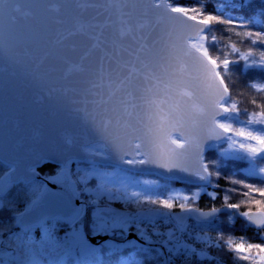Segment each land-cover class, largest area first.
<instances>
[{"label":"snow or ice","instance_id":"1","mask_svg":"<svg viewBox=\"0 0 264 264\" xmlns=\"http://www.w3.org/2000/svg\"><path fill=\"white\" fill-rule=\"evenodd\" d=\"M80 7L103 8L111 15V9L115 8L121 16H132L137 11L147 14L149 8L163 9V13L158 17L163 19L167 16L168 25L167 35L171 36L174 32H187L184 36L182 46V56L191 59L197 72L204 78L210 80L214 85L213 99L211 100V112L209 114V126L203 138L186 137L185 140H176L172 137L171 131L165 133L169 145L184 147L185 141L195 149L196 165L185 166L179 163V159L184 153H178L177 149L158 142L155 138L144 142V151H139L141 144H132L134 139L132 132L137 129L130 122L133 112L147 105L149 108L156 109V115L160 120H165L171 115H159L164 112L162 105L166 100L159 96V93L167 95V90L171 87V82H166L165 77L169 75L166 61L170 60L176 44L170 45V51L166 56L164 47H157L159 39H154L151 45L145 43L148 36L134 34L133 27L127 21H122L119 35L123 38L131 36L132 44L124 45L118 39L104 36V29L109 21L103 23H78L75 30L64 28L57 29L54 38L49 39L51 29L43 25L39 32L29 31L27 35L20 34L21 22L18 17L12 15L13 11H19V5L13 7L12 0H0V57L7 56L9 51L16 45L23 46V52L19 55L17 63H22L27 68V74L33 80L41 83L55 84L64 77H53L56 71L54 64L59 61L67 62L69 54L79 49L80 64L73 65L80 73L79 79L69 81L66 86L48 88L49 96L59 93L58 98L63 99L70 106L69 114L80 116L85 126L89 127L93 135H98L100 140L105 143L102 148L111 147L116 153V160L113 162L112 156L105 151L97 152L90 147V139H85V143L80 145L79 151L87 159V167H78L75 172L70 170V165L76 159V155H66L57 160L56 165L50 161L46 167L52 169L55 175L46 174V178L51 180L54 185H60L61 191H52L43 180H36V173L31 165L26 171H22L18 163L10 161L9 170L0 175V236L4 233H12V228L19 226L20 232L14 233L16 254L9 257L6 252H0V264H65V257L75 256L76 264H104L102 256L108 252H115L122 244H117V236L123 238L127 244H136L140 253H143L147 260L149 252H155L159 256L160 250L148 249L139 245V240L145 243H156L152 240V235L164 233L153 226L151 235L147 227H136V221L141 224L151 221L155 217L167 218L173 222L175 227L167 230V240H161V246L168 247L169 264H188L193 256H204L203 252L197 253L195 248L180 242L175 232L185 233L189 225L187 223L188 214L198 213L196 220L199 223H211L210 217L220 211V208L211 207L209 211H203L194 207L191 203H179L177 205L176 196L169 194L167 198L153 196L145 192H131L124 197L125 202L136 203L138 211L136 213L120 212L112 207V201L117 199L115 192L124 191L133 184H151V181L133 180L132 173L138 166L159 165L165 168H179L181 171L189 173L198 180L211 182L210 178L215 175L220 177L221 173L210 170L211 165L218 163L217 160L203 162L205 157L202 155L203 143L205 140L225 141L229 147L234 149L233 156L239 159H246L250 163L249 174L264 176V167L257 169L255 162L264 160V103H260L259 112L253 111L247 120H241L239 113L241 109L236 102H232L228 83L225 82V75L231 76L233 73L230 65L240 63V59L249 61L254 49L250 47L247 52L241 53L236 43L219 47L218 37L213 33L212 25L223 24L232 26L224 29L237 36L251 38L253 45H264V31L248 30L250 26H264V8H261L259 17L256 14L237 21L234 18H227L216 13H206V0H196L195 4L186 5L178 3V0H169L164 4L160 0L159 4H153L152 0H78ZM226 5L222 4L221 10ZM39 7V5H37ZM58 10V5H53ZM131 8L132 12L127 14L121 10ZM172 13L179 14L177 16ZM102 15V13H98ZM95 19V18H94ZM188 21L195 22L189 24ZM56 23H63L56 21ZM245 29L237 31V29ZM194 33V35L192 34ZM209 35L211 41L209 45ZM79 36L81 39L77 40ZM231 40V37H229ZM89 42H91L89 44ZM165 47H168L167 45ZM210 47L217 49V54L213 55ZM230 48L231 52L224 51ZM239 54L238 59H229V55ZM260 59H252L244 67L258 66L264 69V51H259ZM91 58V59H90ZM87 62V67H84ZM163 85V88L160 87ZM211 86V85H210ZM258 89H264V83L252 85ZM155 90V91H154ZM187 94V93H185ZM133 101H139L134 103ZM257 104L256 99L251 101ZM203 109L201 112L203 113ZM247 113V110H244ZM101 119H97V117ZM149 114V120H151ZM137 123H142L140 113H136ZM114 123L115 127L131 132H125L129 137L128 144L133 147L135 155L124 151L123 139L120 135L109 131V125ZM239 124L240 127L235 125ZM152 129H148L151 133ZM147 135V134H146ZM184 133L181 132V136ZM242 138V139H237ZM68 143H72L68 140ZM214 145H210L213 147ZM227 150H223L222 155H228ZM125 156L130 158L125 159ZM136 157H142L137 159ZM121 165H129L123 168ZM95 178L97 181L94 188L89 187V181ZM23 182L27 186L23 203V211H17L22 199L21 189H17L16 195L12 196L10 188L14 184ZM236 184H244L242 180L233 181ZM248 189L241 193L243 197L237 203L222 204L221 207L229 209H239L242 204L249 205L248 211L240 213L247 218L251 224L259 229L264 226V199L252 198L253 193H258L264 197V187H257L253 184H246ZM236 192L235 188L231 189ZM199 191L193 192L192 197L199 196ZM87 195V199L84 196ZM215 198L216 193L211 194ZM188 201V196L182 197ZM230 199L227 193L222 197L223 201ZM155 205L156 207H146ZM251 205H255L259 215L251 214ZM179 207L186 215H180L172 211ZM168 210V211H165ZM5 214L8 220L5 221ZM135 228V239H128L133 235L132 229ZM42 230L43 236L40 239L35 237L34 230ZM63 232L62 235L58 234ZM107 236V239L102 237ZM220 239H224V233L219 234ZM264 239V234L261 235ZM197 240H207V236L197 235ZM239 242L234 243L232 236L227 237L228 250L234 252L235 261H250L251 264H264V243H251L246 237L237 238ZM95 242V243H93ZM177 255L173 256V253ZM113 264H139V262L128 257L121 259L117 256Z\"/></svg>","mask_w":264,"mask_h":264},{"label":"water","instance_id":"2","mask_svg":"<svg viewBox=\"0 0 264 264\" xmlns=\"http://www.w3.org/2000/svg\"><path fill=\"white\" fill-rule=\"evenodd\" d=\"M80 2L83 3L84 0H80ZM88 2H92V0H88ZM163 2L167 4L169 1L163 0ZM152 3L159 4L160 0H152ZM12 5L13 7L19 5V11H13L11 14L20 20V34L22 36L27 35L29 31L39 32L43 25H47L51 29V35L48 37L51 39L54 38L57 29L69 28L75 30L78 23H103L108 20L109 23L104 29L102 40L106 37H113L124 45L132 44L131 36L126 35L121 38L119 35L120 28L123 26L122 21H127L128 25L133 27L134 34L148 36L145 43L151 45L154 39H159L160 43L157 47H164L166 56L170 51V45L175 43L177 47L173 51L170 60L166 61L169 75L165 77V81H170L171 87L167 90L166 96L163 92L159 93V96L166 100V103L162 105L164 112L159 115H166L169 112H171V115L162 121L156 115L154 107L149 108L145 105L143 110L130 109L133 112L130 122L137 129L131 135L141 137V139H134L132 144H141L139 151L142 152L145 150L143 141L155 138L165 145V150L167 146H171L176 148L178 153H184V156L177 162L185 166L196 165L195 149L186 141L183 148L169 145L165 133L175 127L178 130L171 131L174 139L203 138L210 123L209 114L215 85L197 72L190 58L182 56L184 36L188 33L177 31L172 33L171 36L167 35L170 23L167 16L158 20V17L163 13L162 8H149L146 15L142 11H137L129 17L128 15L121 16L115 8L110 10L111 15L105 12L103 8H82L79 6L78 0H12ZM53 5H58V10ZM121 11L125 14L132 12L131 8H123ZM98 13H102V15H98ZM171 15L177 16L179 14L172 13ZM56 21H62L63 23L58 24ZM188 23L194 24L195 22L188 21ZM192 34L194 35V33ZM76 39L80 40L81 38L77 36ZM166 45L168 47H165ZM22 52L23 46L16 45L9 51L7 56L0 57V161L7 165L10 161H15L22 171H26L28 166L31 165L35 170L36 179L43 180L52 191H61V186L54 185L51 180L38 171V168L50 161L56 164L57 160L66 155H76V159L73 161H87L84 154L79 151L80 145L85 143L86 138L92 141L89 146L105 143L100 140L98 135H93L89 127L85 126L81 118L82 114L80 116H70V106L63 99L58 98L60 94L56 93L50 97L47 90L50 87H60L62 84L66 86H86L68 84L69 81H76L80 77V73L75 70L73 65L80 64L79 57L82 55V50L78 48L76 52L69 54L67 62L59 61L54 64L56 69L52 73L54 78L64 77L67 74L66 80L62 79L55 84L33 80L27 74L28 70L25 65L17 63L18 54ZM84 67H87V62H85ZM160 87L163 88V85H160ZM133 102L139 103V101ZM201 109L204 110L203 113ZM137 112L140 113L142 123H137ZM149 114H151V120H149ZM97 119H101V117L98 116ZM114 123L113 121V124L109 125V131L120 135L123 139L124 151L135 155L133 147L128 144L129 137L125 135V132H131V130L115 127ZM149 128L152 129L151 133H148ZM181 132L184 133L183 136H181ZM68 140H71L72 143H68ZM221 142L223 141L205 140L202 155L205 156L210 145ZM103 149L108 155L112 156L113 162H115L117 153L111 147ZM128 158L130 157L125 156V159ZM136 158L139 159L140 157ZM121 167L129 168L131 166L121 165ZM134 172L157 174L168 180L192 185L208 183L207 181L198 180L179 168L169 170V168L159 165L138 166ZM217 208H220V211L209 218L211 223L219 218L221 214L237 210L227 207ZM199 209L203 211L210 210ZM175 212L186 215L182 210ZM251 214L259 215L257 210L251 211ZM197 215L196 212L188 214L187 222H197ZM263 227L260 226L259 228ZM107 238V236L102 237V239ZM135 238V232L128 237V239ZM152 240L156 243H145L142 239L138 242L160 250L163 264H169L170 258L166 259L168 256L167 246L162 247L160 241Z\"/></svg>","mask_w":264,"mask_h":264},{"label":"trees","instance_id":"3","mask_svg":"<svg viewBox=\"0 0 264 264\" xmlns=\"http://www.w3.org/2000/svg\"><path fill=\"white\" fill-rule=\"evenodd\" d=\"M180 4L192 5L196 3V0H178ZM226 5L221 10V5ZM261 8H264V0H206V13H216L223 15L227 18H234L237 21L243 20L247 17H252L256 14V18L259 17V12ZM232 26L223 24H213V33L218 37L219 47L224 48V45L229 43H236L237 47L240 49L241 53L247 52L250 47L254 49L253 55L250 59L259 60V51H264V45L251 43V38H245L243 36H237L232 32L225 31L224 29L230 28ZM245 29H237V31H244ZM248 30L253 31H264V26H250ZM231 37V40H229ZM211 41V35H209V45ZM210 51L213 55L217 54V49L215 47H210ZM224 51L231 52L230 48H225ZM239 54L229 55V59H238ZM249 62H245L240 59V63L236 65H230L232 75H225V82L228 83L230 89V96L232 102H236L237 106L241 109L240 115L246 116L247 114L256 111L259 112L260 108L258 105L264 103V89H258L253 87V84L264 83V69L258 66L254 67H244V65ZM256 99L257 104L253 105L251 101ZM247 110V113L244 110ZM236 126V125H235ZM237 127V126H236ZM225 144L219 145L218 147H210L205 153L204 162L207 163L209 160H217L218 163L210 166V170L215 173L219 171L221 173L220 177L213 175L210 180L211 182L204 185H192L188 183L177 182L174 180H168L158 176L157 174L151 173H137L131 174L134 177L143 176L149 179L157 180L159 182L158 186H146L144 192L147 194L155 196H160L162 198H167L176 189H182L186 192L187 196L190 198L188 201H184L182 198H177L175 203H191L194 207L202 209H210L211 207H221L222 204L227 203H237L242 199H248L241 195L242 192L247 191L245 187L246 184H253L257 187H264V177L260 175H250L249 166L250 163L246 159H239L234 156L222 155L221 150L225 148ZM49 162L44 163L38 168V171L46 177V174L51 173L55 175L56 173L52 169L46 167ZM53 164V163H52ZM255 164L258 167H264V160H257ZM56 165V164H53ZM78 167H87V162L85 161H73L71 163L70 170L75 172ZM8 165L0 161V175L8 170ZM242 180L244 184H236L233 181ZM204 187V191L196 198L192 197L195 190ZM235 188L237 191L232 192L231 189ZM17 189H21L20 197L22 202L17 209V211H23L25 204L23 203V198L25 192L27 191V186L23 182L15 184L9 191L12 196L16 195ZM212 193H216L215 198L212 197ZM227 193L230 197L228 201H223L222 197ZM87 199V195L84 196ZM252 198L254 199H264L260 197L258 193H253ZM146 207H156L155 205H147L146 202H142ZM112 207L118 210H125L131 213H136L138 211L136 203L132 201H122L114 200L112 201ZM249 205L242 204L239 209L234 212H227L220 215L212 223H197L192 221V223L200 226L210 235V241L200 242L199 247L204 251V256H193L190 258L188 264H251L250 261H235L234 252L228 250L227 237L230 235L233 238L234 243L239 242L237 238L246 237L251 243H264V239L261 235L264 234V227L257 228V226L251 224L247 221V218L240 215L244 211H248ZM251 209L257 210L255 205H251ZM181 210L177 206L172 211ZM168 211V210H165ZM232 218L229 220L228 216ZM5 221L8 220V214H5ZM155 226L159 232L167 230L174 227V223L169 221L167 218L156 217L151 221H145L141 224L140 220L136 221V227H147L148 232L151 235V229ZM135 232V228L132 229ZM20 232L19 226L12 228V233ZM224 233V239L219 238V234ZM9 233H4L0 236V252H9L13 256L16 254V248L14 241V235ZM37 239L42 238V230L35 229L34 233ZM60 235L63 232L58 233ZM152 239L161 241L162 236L159 234L152 235ZM117 244L123 243V238L117 236L115 238ZM139 245H143L139 243ZM148 249H157L154 247L143 245ZM117 256L121 259L132 257L136 259L139 264H163V258L160 254L157 256L155 252H149L147 260L144 259L143 253H140L137 245H123L115 252H108L107 255L101 257L104 264H113ZM65 264H76L75 256L65 257ZM178 264V262H177Z\"/></svg>","mask_w":264,"mask_h":264},{"label":"rangeland","instance_id":"4","mask_svg":"<svg viewBox=\"0 0 264 264\" xmlns=\"http://www.w3.org/2000/svg\"><path fill=\"white\" fill-rule=\"evenodd\" d=\"M169 1V0H168ZM250 59V58H249ZM252 60V59H251ZM250 60V61H251ZM250 61H248L249 63H250ZM251 113H249V114H247L246 116H241L240 115V113H239V116H240V119L241 120H247L248 118H249V115H250ZM237 127H240V125L239 124H237L236 125ZM237 139H242V138H237ZM176 140H180L179 138H176ZM222 144H225V148H223L222 150H221V152H223V150H227L228 151V155H225V156H233L231 153H233V151H234V149H232V148H230L229 147V143L228 142H225V141H223V142H221V143H216L213 147H218L219 145H222ZM101 145L102 144H94V145H91L97 152H100V151H104V149L101 147ZM235 157V156H234ZM141 158V157H140ZM139 158V159H140ZM85 162H87V161H85ZM256 167H257V169H259L260 167H258L257 165H256ZM71 168V167H70ZM249 168H250V166H249ZM249 168H248V170H249ZM126 169V168H125ZM9 170V169H8ZM7 170V171H8ZM261 176V175H260ZM133 177V180H140V181H151L152 183L151 184H143V183H141V184H133V185H130L129 186V188L127 189V193H125L124 191H120V192H115L114 193V195L117 197V199H115V200H122V201H125V199H124V197L126 196V195H130V193L131 192H144V188L146 187V186H158L159 185V182L157 181V180H153V179H149V178H146V177H143V176H139V177H134V176H132ZM264 177V176H263ZM36 180H40V179H36ZM96 183H97V181L95 180V178H93L92 180H90L89 181V187H92V188H94L95 186H96ZM209 183V182H208ZM207 183V184H208ZM15 185V184H14ZM13 185V186H14ZM202 185H204V184H202ZM12 186V187H13ZM11 187V188H12ZM10 188V189H11ZM205 189H204V187H201V188H199V189H197V190H195V192L196 191H199V193L201 194L203 191H204ZM199 194V195H200ZM171 195H174V196H176L177 198H182V197H184V196H187V194H186V192H184V190H182V189H176V190H174L172 193H171ZM85 199V198H84ZM2 204H3V202L2 201H0V206H2ZM118 210V209H117ZM120 212H124V213H131V212H129V211H125V210H119ZM156 218V217H155ZM232 217L229 215L228 216V219L230 220ZM188 223V225H189V228H188V230L185 232V233H183V234H181L180 232H175V235L177 236V237H179V240H180V242L181 243H183V244H187V245H189V246H191L192 248H195L196 249V252L197 253H200V252H203L204 253V251L203 250H201V248L199 247V243L200 242H208V241H210V235L207 233V231L206 230H204L203 228H201L200 226H198V225H196V224H194V223H192V221H188L187 222ZM175 227V226H174ZM174 227H171V228H169V229H173ZM168 230V229H167ZM167 230H164L163 231V233H164V235L162 236V239L161 240H167L168 239V237H167ZM43 233V232H42ZM197 235H201V236H207V240H197V239H195V237L197 236ZM139 243V242H138ZM123 245H130V244H127V243H122ZM131 245H135V244H131ZM171 245H167V249H168V247H170ZM7 254H8V256L9 257H12L13 255L12 254H10L9 252H6ZM175 255H177V253H173V256H175ZM163 262V261H162Z\"/></svg>","mask_w":264,"mask_h":264},{"label":"bare ground","instance_id":"5","mask_svg":"<svg viewBox=\"0 0 264 264\" xmlns=\"http://www.w3.org/2000/svg\"><path fill=\"white\" fill-rule=\"evenodd\" d=\"M90 147H92V146H90ZM93 148V147H92Z\"/></svg>","mask_w":264,"mask_h":264}]
</instances>
